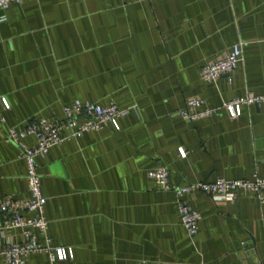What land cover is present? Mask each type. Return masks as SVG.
Wrapping results in <instances>:
<instances>
[{
    "label": "crops",
    "instance_id": "crops-1",
    "mask_svg": "<svg viewBox=\"0 0 264 264\" xmlns=\"http://www.w3.org/2000/svg\"><path fill=\"white\" fill-rule=\"evenodd\" d=\"M236 42L243 59L229 77L203 81L201 66ZM248 93L264 94V0H24L0 9V199L29 196L10 127L62 119L75 100L131 108L119 129L107 123L37 158L47 233L74 256L39 252L25 264H264V202L253 193L225 202L184 195L201 214L190 236L174 191L147 176L165 166L177 186L264 177V101L236 117L220 107ZM190 97L203 100L198 110L219 108L185 120L178 111ZM5 216L0 264L6 243L23 241L20 229H2Z\"/></svg>",
    "mask_w": 264,
    "mask_h": 264
},
{
    "label": "built area",
    "instance_id": "built-area-1",
    "mask_svg": "<svg viewBox=\"0 0 264 264\" xmlns=\"http://www.w3.org/2000/svg\"><path fill=\"white\" fill-rule=\"evenodd\" d=\"M23 1L0 0V9H6L12 3ZM242 59V42H236L220 57L203 64L199 71L200 78L210 82L221 75L229 77ZM262 101H264V94L248 93L243 97L225 101L220 107L224 108L230 117H236L240 113L241 105ZM2 102L5 108L10 107L5 97H2ZM202 104V99L190 97L186 99L178 113L185 120H197L213 115L219 108L204 107L198 110ZM130 110L131 108H121L114 103L101 105L90 100H75L63 107L64 117L62 119L50 120L41 117L30 120L24 126L9 128L8 138L19 147L20 156L26 162L29 196L18 199L12 197L0 199V210L6 213L2 229L17 228L23 235L22 242L9 241L5 244L2 254L8 264H25L31 254L39 252L47 253L52 261L73 258L72 247L54 246L47 233L46 197L42 191L37 158L45 155L51 147L65 140L79 138L87 132L100 130L107 123H112L119 129V119L127 115ZM28 136L35 138L34 145H29L25 141ZM179 155L182 157L186 155V151L181 147ZM168 175L169 172L165 166H157L147 171V176L160 187L174 191L180 223L190 236L197 232L201 214L184 199L186 194L193 191H204L214 201L225 202L233 200L238 191L244 190L253 193L260 202H264V177L258 175L237 179L217 177L211 181L195 182L183 186L171 185ZM38 233L43 234V239L39 238Z\"/></svg>",
    "mask_w": 264,
    "mask_h": 264
}]
</instances>
